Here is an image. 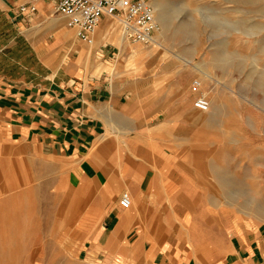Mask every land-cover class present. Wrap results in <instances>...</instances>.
<instances>
[{
	"label": "crops",
	"instance_id": "crops-1",
	"mask_svg": "<svg viewBox=\"0 0 264 264\" xmlns=\"http://www.w3.org/2000/svg\"><path fill=\"white\" fill-rule=\"evenodd\" d=\"M27 3L37 11L20 12ZM111 29L102 21L89 44L52 1L0 0V185L47 186L54 201L63 188L75 189L70 206L80 213L82 242L105 264L115 257L122 264H264L262 230H236L218 259L203 263L163 229L170 182L158 180L157 161L167 160L159 131L171 123L152 127L156 88L143 94L123 81L117 59L128 51L132 59L129 48L138 42L111 40ZM125 192L128 208L121 205Z\"/></svg>",
	"mask_w": 264,
	"mask_h": 264
},
{
	"label": "rangeland",
	"instance_id": "rangeland-1",
	"mask_svg": "<svg viewBox=\"0 0 264 264\" xmlns=\"http://www.w3.org/2000/svg\"><path fill=\"white\" fill-rule=\"evenodd\" d=\"M161 1L171 26L159 44L150 43L156 50L129 48L134 59L121 52L118 65L123 81L143 94L156 88L152 127L171 123L158 130L167 159L157 161L158 180L170 182L162 195L163 229L170 227L176 243L188 244L207 263L218 259L236 230L264 231V0ZM202 63L206 71L198 74ZM195 80L203 92L192 90ZM203 93L219 114L211 125L190 118ZM61 194L54 201L47 186L0 185V264H105L82 242L80 213L70 206L76 190Z\"/></svg>",
	"mask_w": 264,
	"mask_h": 264
},
{
	"label": "built area",
	"instance_id": "built-area-1",
	"mask_svg": "<svg viewBox=\"0 0 264 264\" xmlns=\"http://www.w3.org/2000/svg\"><path fill=\"white\" fill-rule=\"evenodd\" d=\"M54 2L57 11L67 19L69 27L74 28L79 38L92 44L93 33L104 20L118 21L124 32L133 42L150 43L155 33L160 29L157 20L154 0H40ZM22 13H34L37 7L34 3L19 6ZM124 33V34H125ZM202 83L195 80L192 90L198 93ZM194 106L201 111H209V99L200 94L194 100ZM132 199L129 193H124L121 205L130 207Z\"/></svg>",
	"mask_w": 264,
	"mask_h": 264
},
{
	"label": "bare ground",
	"instance_id": "bare-ground-1",
	"mask_svg": "<svg viewBox=\"0 0 264 264\" xmlns=\"http://www.w3.org/2000/svg\"><path fill=\"white\" fill-rule=\"evenodd\" d=\"M154 5H155V9H156L157 20H158L159 24L162 26L163 30L161 32L160 31L157 32L156 35H154L153 38L151 39L150 43L159 44L160 39H162V37L165 36L167 29L169 28V26H171V14L167 8V4L162 2L161 0H154ZM108 22L111 23L112 29L113 28L117 29L116 31H113L112 34H109L108 38H110L112 40L114 37H119V38H124L126 40H130L128 38V35L124 32L123 26L118 21L109 20ZM140 43H142V42H140ZM150 43H143V45L144 44L145 45L150 44ZM143 45H139V46H141L140 50H138L137 47L133 46L135 53L137 52V54H139L142 49L144 51L150 50V52L151 51L154 52L157 48L156 46H151V44L149 45V47H146V46L144 47ZM195 69L197 70L198 74H204L206 71V66L202 63L199 65H196ZM203 88H201L202 92L204 90ZM203 95L206 96L205 93H203ZM210 104H211V106L209 108V111H201L194 106V111L191 112V114H190L191 120L197 124H208L209 123V125L217 122L219 120L217 117L219 114L217 112L212 113L210 111L213 107L212 102H210ZM218 111H220V109Z\"/></svg>",
	"mask_w": 264,
	"mask_h": 264
}]
</instances>
